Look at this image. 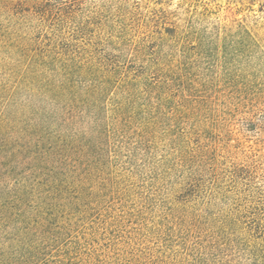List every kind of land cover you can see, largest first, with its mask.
Wrapping results in <instances>:
<instances>
[{"label": "trees", "instance_id": "16d2710c", "mask_svg": "<svg viewBox=\"0 0 264 264\" xmlns=\"http://www.w3.org/2000/svg\"><path fill=\"white\" fill-rule=\"evenodd\" d=\"M89 1L0 0V264H264L263 48L57 40Z\"/></svg>", "mask_w": 264, "mask_h": 264}, {"label": "rangeland", "instance_id": "374dc122", "mask_svg": "<svg viewBox=\"0 0 264 264\" xmlns=\"http://www.w3.org/2000/svg\"><path fill=\"white\" fill-rule=\"evenodd\" d=\"M86 16L58 28L56 39L79 47L100 45L99 53L118 54L113 48L118 44L130 56L133 46L142 42L169 45L188 36L191 40L220 41L226 27L242 25L264 50V0H90ZM174 26L181 32L177 37L159 34ZM50 30L35 28L40 37ZM109 44L113 47L106 48ZM247 137L250 145L264 154V130L247 133Z\"/></svg>", "mask_w": 264, "mask_h": 264}]
</instances>
